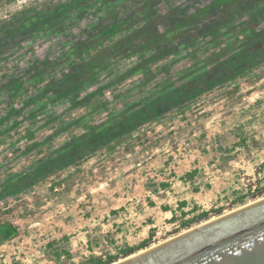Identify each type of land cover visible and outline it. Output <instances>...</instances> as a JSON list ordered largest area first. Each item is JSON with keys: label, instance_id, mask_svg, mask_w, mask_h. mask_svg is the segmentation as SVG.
Listing matches in <instances>:
<instances>
[{"label": "rangeland", "instance_id": "obj_1", "mask_svg": "<svg viewBox=\"0 0 264 264\" xmlns=\"http://www.w3.org/2000/svg\"><path fill=\"white\" fill-rule=\"evenodd\" d=\"M220 1L0 0V188L264 29V0ZM261 191L264 61L0 199V264L121 261Z\"/></svg>", "mask_w": 264, "mask_h": 264}, {"label": "trees", "instance_id": "obj_2", "mask_svg": "<svg viewBox=\"0 0 264 264\" xmlns=\"http://www.w3.org/2000/svg\"><path fill=\"white\" fill-rule=\"evenodd\" d=\"M236 0H222L219 4L235 3ZM218 4V3H216ZM264 15L261 16V19ZM223 58V59H221ZM212 59L213 66L207 68L202 65L200 70L192 72L189 80L174 87L172 85L158 87L154 89L155 96H144L137 104L110 116L107 122L93 128L86 136L78 137L64 146L54 151L51 159L35 165L30 172L19 174L15 179L10 178V184L0 188V199L16 194L19 191L33 186L38 180L54 173L62 168L69 166L74 161L86 157L92 150L106 146L117 141L121 137L131 133L136 128L157 119L164 113L178 107L188 99L200 96L211 90L222 79H232L242 74L247 68L264 61V29L259 32H252L245 36L241 41L230 45L228 49L215 55ZM140 73L138 69L132 70ZM220 72L217 78L211 75ZM193 173H186L181 181L187 180ZM9 183V181H8ZM262 195L264 191L259 192ZM185 202H181L179 207L182 209ZM220 215V211L216 212ZM182 214H184L182 212ZM175 219V214H172ZM208 212H203L198 219L190 220L185 226L189 227L192 223L207 220ZM17 233L16 228L11 224H0V245L14 237ZM149 246L148 241H143L137 248H130L123 252V258L138 252ZM91 264H112L117 258L108 257L106 260L92 257Z\"/></svg>", "mask_w": 264, "mask_h": 264}, {"label": "water", "instance_id": "obj_3", "mask_svg": "<svg viewBox=\"0 0 264 264\" xmlns=\"http://www.w3.org/2000/svg\"><path fill=\"white\" fill-rule=\"evenodd\" d=\"M112 264H264V198Z\"/></svg>", "mask_w": 264, "mask_h": 264}]
</instances>
